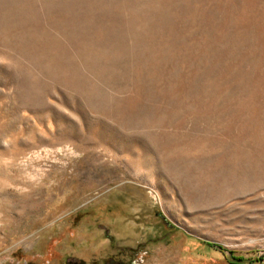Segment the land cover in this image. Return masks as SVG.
Wrapping results in <instances>:
<instances>
[{
  "label": "rangeland",
  "instance_id": "obj_1",
  "mask_svg": "<svg viewBox=\"0 0 264 264\" xmlns=\"http://www.w3.org/2000/svg\"><path fill=\"white\" fill-rule=\"evenodd\" d=\"M117 257L264 264V0H0V264Z\"/></svg>",
  "mask_w": 264,
  "mask_h": 264
},
{
  "label": "flooded vegetation",
  "instance_id": "obj_2",
  "mask_svg": "<svg viewBox=\"0 0 264 264\" xmlns=\"http://www.w3.org/2000/svg\"><path fill=\"white\" fill-rule=\"evenodd\" d=\"M144 256V254L142 253L141 255H139L137 257V259H141V257ZM83 260H80V261H77L73 258H70L68 261H67V264H80ZM136 261V260H135ZM85 262V261H84ZM132 263L134 264L135 262L132 261ZM109 264H126V261L123 260L122 258L120 257H117V258H111L110 261H109Z\"/></svg>",
  "mask_w": 264,
  "mask_h": 264
},
{
  "label": "water",
  "instance_id": "obj_3",
  "mask_svg": "<svg viewBox=\"0 0 264 264\" xmlns=\"http://www.w3.org/2000/svg\"><path fill=\"white\" fill-rule=\"evenodd\" d=\"M80 264H86V262L82 261Z\"/></svg>",
  "mask_w": 264,
  "mask_h": 264
}]
</instances>
